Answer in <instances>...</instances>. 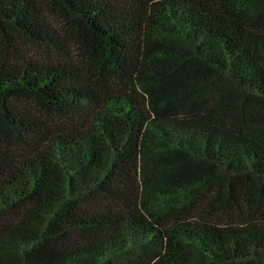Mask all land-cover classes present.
<instances>
[{"label":"trees","instance_id":"1","mask_svg":"<svg viewBox=\"0 0 264 264\" xmlns=\"http://www.w3.org/2000/svg\"><path fill=\"white\" fill-rule=\"evenodd\" d=\"M58 2L0 0L64 54L0 55V264H264V0Z\"/></svg>","mask_w":264,"mask_h":264},{"label":"rangeland","instance_id":"2","mask_svg":"<svg viewBox=\"0 0 264 264\" xmlns=\"http://www.w3.org/2000/svg\"><path fill=\"white\" fill-rule=\"evenodd\" d=\"M45 10L47 21L51 23L52 27L64 38H69V25L72 27L73 25L68 21L64 12L60 9L58 0H50ZM261 19L264 20L262 17ZM68 52L73 55V48L71 47V50ZM69 53L67 55H69ZM0 55L8 58L10 62L23 57L24 59L30 58L43 62L56 58L59 59L61 55L64 54L55 49L45 48L13 33L6 38L5 35L0 32ZM29 101H32L34 107L38 108L40 112H45L44 107L41 104L39 105L35 99H30Z\"/></svg>","mask_w":264,"mask_h":264}]
</instances>
